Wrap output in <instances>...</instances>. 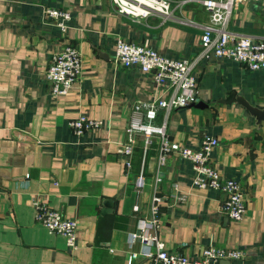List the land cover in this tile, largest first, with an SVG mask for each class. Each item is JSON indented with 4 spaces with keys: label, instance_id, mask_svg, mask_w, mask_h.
<instances>
[{
    "label": "crops",
    "instance_id": "0c3cea01",
    "mask_svg": "<svg viewBox=\"0 0 264 264\" xmlns=\"http://www.w3.org/2000/svg\"><path fill=\"white\" fill-rule=\"evenodd\" d=\"M201 1L170 0L167 18L133 19L118 14L110 0H0V264H127L130 251H153L130 244L129 234L149 219L152 196H168L173 185L188 199L162 204L157 235L165 249L195 259L213 245L245 253L228 264H264V120L257 126L236 102L220 103L234 92L264 108V71L202 60L194 69L196 96L207 107L174 110L166 119L172 143L197 149L205 136L218 141L211 163L223 179L241 185V221L220 212L223 193L191 187L192 165L178 155L158 168L156 147L141 159L135 148L128 174L117 155L133 104L166 92L150 75L114 64L116 40L192 59L208 22ZM50 8L70 12L64 33L45 16ZM227 31L264 40V0L234 9ZM68 44L81 52L82 73L66 95L52 96L45 69ZM79 115L102 127L74 136L68 122ZM157 117L160 123L162 113ZM141 171L146 185L138 190L134 180ZM34 200L77 222L76 249L35 222Z\"/></svg>",
    "mask_w": 264,
    "mask_h": 264
},
{
    "label": "built area",
    "instance_id": "2783aa9c",
    "mask_svg": "<svg viewBox=\"0 0 264 264\" xmlns=\"http://www.w3.org/2000/svg\"><path fill=\"white\" fill-rule=\"evenodd\" d=\"M118 14L133 19L147 18L158 14L167 18L171 14L170 0H110ZM261 0H203L201 5L205 10L208 22L202 27L200 50L192 59H170L157 51L117 39L115 42L114 64L124 69L136 68L143 74L150 75L153 81L164 87L165 95L150 103L135 102L131 109L129 123L126 129L127 138L119 145L117 155L123 160L128 174L131 159L139 142L143 147V156L147 150L156 145V160L158 168H163L172 154L187 160L192 165L193 178L191 187L199 190H213L225 195L220 212L229 220L239 222L245 214V198L241 185L234 179H223L211 163V154L218 141L205 136L197 149H191L172 143L166 132L168 115L178 109L189 107L197 100V78L194 69L202 60L210 57L227 59L244 65L250 71H264V40L236 36L227 31L231 14L240 4L260 2ZM47 19L65 32L71 22V14L66 10L45 9ZM82 73V55L72 44L65 45L62 50L53 54L45 69V77L49 83L52 96L66 95L78 83ZM159 112L163 120L156 123ZM68 127L74 136L80 137L88 132L100 129L102 122L79 115L68 122ZM26 178H28L26 176ZM161 180L155 179L159 184ZM135 188L141 190L146 182L142 171L134 180ZM168 196L156 192L150 201V217L140 219L134 232L129 234L130 244L136 241L153 251H130L127 264H135L143 260L147 264H221L222 261H241L245 253L240 250H226L213 245L204 248L198 258L190 259L180 251L165 249L164 243L157 235L162 204L172 201L173 204L185 203L187 194L172 186ZM35 222L49 234L65 239L70 251L76 249L77 222L64 217L60 212L51 209L47 204L33 201ZM133 209L137 210L135 206Z\"/></svg>",
    "mask_w": 264,
    "mask_h": 264
},
{
    "label": "water",
    "instance_id": "95a60500",
    "mask_svg": "<svg viewBox=\"0 0 264 264\" xmlns=\"http://www.w3.org/2000/svg\"><path fill=\"white\" fill-rule=\"evenodd\" d=\"M233 102H236L238 105L243 107L251 116L254 117L255 123L257 126L261 125V122L264 120V108H259L255 105L250 104L246 99L243 97L236 96V94L233 92L231 93L227 98L222 100L220 103L223 104H231ZM189 107L197 108V109H205L207 106L199 101H197L195 104L190 105ZM105 207H111L112 202L110 200H105L103 203ZM109 210H106V213H108ZM228 261H222L221 264H228Z\"/></svg>",
    "mask_w": 264,
    "mask_h": 264
},
{
    "label": "trees",
    "instance_id": "16d2710c",
    "mask_svg": "<svg viewBox=\"0 0 264 264\" xmlns=\"http://www.w3.org/2000/svg\"><path fill=\"white\" fill-rule=\"evenodd\" d=\"M154 147H156L155 144H153L149 149L154 148ZM149 149H148V150H149ZM135 152H137L138 156H139L140 159H141L142 154H143V147L140 146V145L138 144V145L136 146V150H135ZM147 152H148V151H147ZM147 152H146L145 156L147 155Z\"/></svg>",
    "mask_w": 264,
    "mask_h": 264
}]
</instances>
